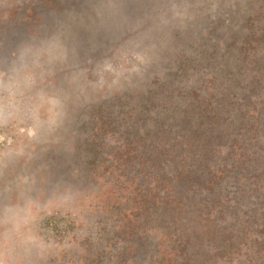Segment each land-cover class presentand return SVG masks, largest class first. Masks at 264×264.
I'll list each match as a JSON object with an SVG mask.
<instances>
[{"label": "rangeland", "instance_id": "rangeland-1", "mask_svg": "<svg viewBox=\"0 0 264 264\" xmlns=\"http://www.w3.org/2000/svg\"><path fill=\"white\" fill-rule=\"evenodd\" d=\"M5 3L10 8L0 7V75L8 71L15 44L53 38L68 50L56 80L71 72L102 80L95 75L101 66L115 73L110 94H89L73 108V152L54 147L41 154L49 182H74L93 210L81 216L96 225L82 231L72 213L57 225L58 234L48 224L43 231L68 249L49 264H264V248L236 241L234 230L241 227L259 245L264 241V193L252 189L261 185L259 178L244 179L233 154L227 156L230 147L204 136L198 139L208 159L200 153L189 177L186 170L194 157L186 146L196 143L205 121L219 122L225 134L264 122L261 109L246 115L234 110L241 97L264 92V47L247 59L240 52L243 26L259 15L261 0ZM3 183L0 178V201ZM250 206L245 221L241 213ZM44 216L37 213L38 223Z\"/></svg>", "mask_w": 264, "mask_h": 264}, {"label": "clouds", "instance_id": "clouds-1", "mask_svg": "<svg viewBox=\"0 0 264 264\" xmlns=\"http://www.w3.org/2000/svg\"><path fill=\"white\" fill-rule=\"evenodd\" d=\"M0 7L10 8L5 0ZM68 50L58 39L15 44L8 71L0 75V178L4 198L0 201V264H49L67 248L53 242L43 231L51 224L67 222V213L80 217L82 231L96 225L81 216L87 208L80 190L71 180L49 182L41 154L59 147L74 150L69 135L73 108L89 94L111 93L114 70L98 67L88 79L81 73L55 76L66 64ZM45 213L42 222L37 213ZM64 213L65 215H61Z\"/></svg>", "mask_w": 264, "mask_h": 264}, {"label": "trees", "instance_id": "trees-1", "mask_svg": "<svg viewBox=\"0 0 264 264\" xmlns=\"http://www.w3.org/2000/svg\"><path fill=\"white\" fill-rule=\"evenodd\" d=\"M243 30H244L245 36L240 38V41H241L240 52L246 53L245 58L247 59V57H246L247 55H249L250 53H253V52H254V54H256L260 47H264V0H261V3L259 4V15L256 16L253 21H252V19L246 20V22L243 26ZM166 90H164L163 92H165ZM263 91H264V87L261 89V92H263ZM167 92H169V91H167ZM236 103L238 105L240 104L239 106H236L234 108V110H236V113L241 112V114L246 115L244 113V111L248 112V109L256 107L257 109H261L263 114H264V92L261 95L256 96V98L254 96L249 100L241 97ZM236 113H234V114H236ZM208 119L210 121H212V119H210L209 116H208ZM228 119H229V116H227V120ZM204 124H205V126H203ZM246 125L248 126V124H246ZM260 125H261V127L258 129H252V128L249 129V126L246 128L245 127L243 128L240 126L238 129V132L231 130V131L227 132V134H225V132L228 129H222V127L219 128V126H221V124L219 122L217 123L216 121H213V123H210V122L205 121L204 123H202L201 128L205 129V131H201V132H199L200 134L197 133L195 135L196 136V139H195L196 143H191V145L186 146L189 149H191L192 154L194 156V157H190V161H187V163L189 164L187 169H186L189 172L188 177L190 175V171L193 170V168L191 167V164H194L199 159L200 153L204 156V160L208 159L207 153L202 152V149H204V147L199 144L200 140L198 139L199 137L204 136L206 138L205 140L208 139L209 142L213 141V142L217 143V145L229 146L230 148L227 149V152H228L227 156H229V153L233 154L234 157L230 155L231 156L230 158H233V160L239 164L240 168L244 172H246L245 175H243L244 176L243 178L248 179L251 177L255 180H256V178H259L261 185L254 187V188L252 187V189H254L255 191L258 190L259 191L258 194H261L260 192L264 193V189H262V188H264L263 187V183H264V159L261 161L262 156H264V153H263L264 152V141L261 139L264 136V122L260 123ZM242 126H244V124ZM206 128H207V130H206ZM208 131H209L210 135H209ZM193 139L191 140V142L193 141ZM231 147H232V149H231ZM248 148L250 149L249 152H248ZM253 148L255 150H253ZM234 149L235 150L237 149V153L234 152L235 151ZM224 151H222L219 154V156L220 155L222 156V157L220 156L221 161H223V158L227 157V156L223 157ZM201 165H204V164L202 163ZM260 186H261V189H259ZM182 193H183V191L180 190L179 194L182 195ZM178 203H179V200H178ZM190 204L191 203H189L187 206L184 204H182V205L184 206V208L186 206V209H187L190 207ZM255 206L256 205H254V207ZM257 206H259L261 208L263 205L261 204L260 201H258ZM164 207H165L164 209L161 208L162 213H164V212L167 213V211H169L170 207L167 203H164ZM254 207L250 206L248 208V210H245L244 213L243 212L241 213L243 218L245 219V221L247 220L245 214L247 212H249ZM219 210L221 211V209H219L218 207H215V209L213 211H218L220 213ZM164 215H166V214H164ZM180 217H181V215H180ZM221 217H223V216H221ZM187 219H188V221L190 220L189 217H187ZM206 220H207L206 226H208L210 219H208V217H207ZM234 230H235V232H237L236 241L239 240L245 246H248V244H254L257 246L258 249H259V247L264 248V241L259 245V241L257 242V240H249L248 239L249 237H246L247 235H249L248 234L249 232H246V230H243L241 227L240 228L235 227ZM246 242H248V243L246 244ZM217 244H218V246L228 245L226 242L225 243L219 242ZM185 264H190V263L186 262ZM203 264H210V263H209V261H206Z\"/></svg>", "mask_w": 264, "mask_h": 264}]
</instances>
